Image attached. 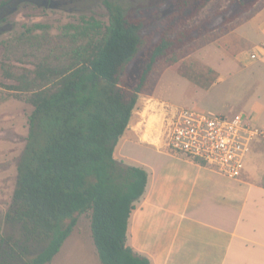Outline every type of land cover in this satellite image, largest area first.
Here are the masks:
<instances>
[{
	"label": "trees",
	"instance_id": "obj_1",
	"mask_svg": "<svg viewBox=\"0 0 264 264\" xmlns=\"http://www.w3.org/2000/svg\"><path fill=\"white\" fill-rule=\"evenodd\" d=\"M211 1L172 0L149 39L143 17L106 0L107 23L91 18L67 24L66 41L34 54L33 68L6 70L17 82L11 87L26 94L33 110L5 213V223L19 236L11 245V237L0 235V264L16 258V252L28 258L15 264L50 263L86 212L101 264H150L127 244L128 220L148 173L117 160L114 149L156 66L176 64L201 35L213 38L206 34L208 25L196 23ZM257 1L239 0L240 11L225 21L250 11ZM135 62L137 70H129Z\"/></svg>",
	"mask_w": 264,
	"mask_h": 264
},
{
	"label": "rangeland",
	"instance_id": "obj_2",
	"mask_svg": "<svg viewBox=\"0 0 264 264\" xmlns=\"http://www.w3.org/2000/svg\"><path fill=\"white\" fill-rule=\"evenodd\" d=\"M105 1L0 0V235L11 237V245L18 239L19 232L5 223V213L16 185L17 165L25 148L28 116L33 106L24 100L26 94H18L11 87L17 82L6 75V70L20 73L33 68L34 54H46L51 47L66 41L62 31L67 24H78L82 19L91 18L107 23ZM108 1L119 5L128 14L143 17L147 25L144 33L149 39L156 36L159 22L172 2ZM238 1L212 0L196 23L208 25L206 34L213 38L208 41L201 35L189 44L176 64L159 63L156 66L148 87L138 96L130 127L125 130L131 142L129 153L124 155L126 162L136 164V157L141 159L155 154L156 149L163 150L162 122L157 111V103L160 102L207 114L221 113L227 117L241 112H255L259 114L264 130V80L256 75L257 64L245 66L233 57V43H240L241 35L248 33L254 44L264 41V32L258 29L264 20V0H258L250 11L241 13L232 22L225 21V17L240 11ZM241 22L236 33L224 36L227 31L224 26L232 28ZM35 25L43 27L36 28ZM248 48L251 47H244ZM138 65L139 62L133 63L129 70L136 71ZM120 148H117V157L125 154ZM259 152V158L264 161L263 136L252 140L245 163L254 162L255 153ZM89 214L86 212L78 216L71 236L74 240L84 238L87 250L95 248L90 238ZM30 248V251L34 250ZM16 253V258L10 259L8 264L28 258ZM96 259L98 261L97 256Z\"/></svg>",
	"mask_w": 264,
	"mask_h": 264
},
{
	"label": "crops",
	"instance_id": "obj_3",
	"mask_svg": "<svg viewBox=\"0 0 264 264\" xmlns=\"http://www.w3.org/2000/svg\"><path fill=\"white\" fill-rule=\"evenodd\" d=\"M241 24L224 36L236 33ZM258 29L264 32V20ZM263 43L254 44L248 33L241 35L240 43H233V57L245 66L257 64L256 75L264 80ZM250 51L256 53V59H250ZM246 113L262 127L258 113ZM131 122L132 116L127 130ZM126 131L115 146L114 157L148 173L145 191L128 220L129 246L150 264H264L261 152L255 153L254 162L245 163L238 178L159 149L141 159L136 157L134 164L124 159L131 143ZM119 146L125 152L121 157L116 155ZM74 230L48 264H101L96 249L85 248L84 238L72 239Z\"/></svg>",
	"mask_w": 264,
	"mask_h": 264
},
{
	"label": "built area",
	"instance_id": "obj_4",
	"mask_svg": "<svg viewBox=\"0 0 264 264\" xmlns=\"http://www.w3.org/2000/svg\"><path fill=\"white\" fill-rule=\"evenodd\" d=\"M249 57L256 59V53H250ZM157 106L163 150L208 165L228 178L242 174L252 140L264 137V130L249 113L227 117L165 102Z\"/></svg>",
	"mask_w": 264,
	"mask_h": 264
}]
</instances>
